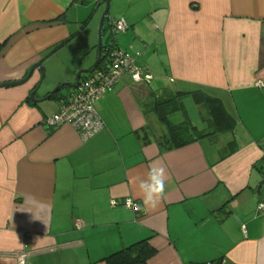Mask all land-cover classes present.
<instances>
[{"label":"crops","instance_id":"1","mask_svg":"<svg viewBox=\"0 0 264 264\" xmlns=\"http://www.w3.org/2000/svg\"><path fill=\"white\" fill-rule=\"evenodd\" d=\"M102 1L0 0V84L55 59L62 47L48 49L81 31ZM120 2L135 5L119 10L129 26L122 34L145 44L139 64L153 79L124 77L98 100L104 125L95 136L83 140L71 124H46L73 89L34 103L37 71L26 85L0 88V264H18L22 253L26 264H107L110 253L148 237L157 250L148 264H264V0ZM144 19L147 39L138 27ZM32 36L37 42L26 52L15 47ZM81 68L52 64L38 98L74 84ZM197 91L219 99L236 119L231 131L196 139L210 126ZM178 92L193 99L199 120L183 101L168 124L160 120L157 102ZM183 122L190 128L184 138L194 141L167 150L183 138L168 136V126ZM155 164L167 180L161 203L149 209L137 178ZM126 199L140 206L137 214L123 206Z\"/></svg>","mask_w":264,"mask_h":264},{"label":"built area","instance_id":"2","mask_svg":"<svg viewBox=\"0 0 264 264\" xmlns=\"http://www.w3.org/2000/svg\"><path fill=\"white\" fill-rule=\"evenodd\" d=\"M111 25L116 35L128 29L124 19L111 21ZM141 58L142 52L135 51L132 47L130 50L112 47L107 54H102V61L97 69L83 78L76 90L59 98V109L46 119V124L51 128L71 124L79 131L83 140L95 136L104 125L95 107L98 100L112 93L124 77L135 82L152 81L153 77L147 68L139 64ZM134 77H138V80ZM123 203L129 210L135 211L138 208L131 199H126ZM262 205L264 204H260L259 209L264 214Z\"/></svg>","mask_w":264,"mask_h":264},{"label":"trees","instance_id":"3","mask_svg":"<svg viewBox=\"0 0 264 264\" xmlns=\"http://www.w3.org/2000/svg\"><path fill=\"white\" fill-rule=\"evenodd\" d=\"M106 21H107V18L103 26L104 33L107 30ZM87 22L88 20L84 22L85 24H82L81 29L85 28V25L87 24ZM111 26H112L111 21H109L108 27H111ZM115 35L116 34L112 35L114 40L116 39V36L118 34L116 36ZM68 41H70V39L63 43L55 45L53 51H51V54L56 52L59 48L63 47ZM112 47H115V45L113 46L109 41L104 42V45L102 48V54L103 55L105 53L107 54ZM83 78H85V75L82 77V79ZM183 94L184 92H178L172 98H162L161 100L157 102L156 105L159 108L160 120L164 124H168L170 117L182 110ZM56 95L57 94L51 96L50 98L54 99L56 98ZM196 95H197V98L201 102H204V104H206V106L209 108V113H210V120H209L210 126L209 127L207 126V129L205 131H199V135L196 139L209 137L218 132H223V131H228V130L231 131L234 128L236 124V119L226 113V111L221 106L219 99L212 97L210 95H207L203 91H197ZM163 104H166L167 108H164L162 106ZM168 127H169L168 136L178 137L182 135L183 138H177L179 140L177 143H172L171 145L164 146L167 148V150L186 146L194 141L191 139L184 138L183 133L187 132V130H190L187 122L180 123L179 125H176V126H168ZM223 158L224 157L222 156V159ZM260 170L263 175V179L261 181L260 187L263 188L264 186V163L263 161L260 166ZM262 204L264 203L262 202ZM226 205L227 203L224 206ZM123 206L125 207L124 203H123ZM222 209L220 208L218 209V211L219 210L221 211ZM139 211H140V206L138 205V208L137 210L134 211V213L137 214V212ZM260 212L263 214L261 210ZM151 239L152 237L142 238L131 244L124 245L120 249L107 255L104 259H102V261L106 262L107 264H148L150 259H152L157 254L156 248L151 245ZM209 264H221V261L218 260V261L211 262Z\"/></svg>","mask_w":264,"mask_h":264},{"label":"rangeland","instance_id":"4","mask_svg":"<svg viewBox=\"0 0 264 264\" xmlns=\"http://www.w3.org/2000/svg\"><path fill=\"white\" fill-rule=\"evenodd\" d=\"M100 4H101L99 8L100 10L91 16L88 23L85 25V28H83L81 31H78L79 27H76L74 31H72L71 34L67 38H63V40H67L70 38V41L67 42L61 48L59 55L55 57V59L53 60L50 59V61L49 60L47 61L48 63H46V66L43 65L44 68L46 69V77L44 80V85H49L51 81L50 69L52 67V64L54 65V68H56V65L63 66L64 64L68 65L70 63L72 64L73 62L82 64L83 67L85 68H81L80 70H78L75 74L76 76L80 71L85 70V69H90L93 67L98 57V38H99L100 23L103 18V14L106 10V2L102 1V3ZM133 7H135V5L131 6L130 4H127V5L122 4L120 0L118 2L116 0H109V13L107 16V21H106L107 30L104 33V42L109 41L113 46L115 45L116 42L117 43L120 42L119 45H121L122 49L124 50L126 49L130 50V46H132L135 51L145 50V44L142 42L141 39L139 40L138 38H136L135 35H131L128 37L126 36L127 34L121 33L116 36V40L114 41V38L112 36V31H110L108 27L109 21H118L121 19L125 20V18L123 17L125 16L124 14L118 15L119 10L126 12L127 10H131ZM90 15L91 14H89V16H87L86 19H88ZM85 21L86 20H83L82 23H79V25L85 24L84 23ZM138 27L144 31L141 37L145 39L149 35V33L145 31L146 29H148L146 20L145 19L142 20L139 23ZM36 42H37V37L35 36H32L29 39H23L19 37V39L17 40L15 44V47H21V50H22L21 52L24 53L29 49V47H31ZM56 43H58L57 40L55 42V45ZM53 49L54 48L52 47L48 49V51L49 52L53 51ZM153 52H154V49H152V53ZM141 60H140V63H141ZM86 76L87 75H85V77ZM75 80L76 78L74 79V81ZM182 101L185 104L186 110L190 114L193 115L194 119L199 120L200 115L198 111L194 110L193 99L186 98ZM262 161L264 163V156H263Z\"/></svg>","mask_w":264,"mask_h":264},{"label":"water","instance_id":"5","mask_svg":"<svg viewBox=\"0 0 264 264\" xmlns=\"http://www.w3.org/2000/svg\"><path fill=\"white\" fill-rule=\"evenodd\" d=\"M105 2H106V10L103 14V18L101 20L100 28H99L97 61L95 62V64L93 65L92 68L80 71L76 76V81L74 84L60 85V86L56 87L54 90H52L51 92H49V94H47L45 96V98L39 99L38 97L41 96V93L43 91L44 80L46 77V69L44 68L43 63L40 61L37 64H35L34 66H32V68L30 69L28 74L22 80L10 82V83H5V84H0V88H8V87L14 88V87H20V86L26 85L27 83H30L32 81V79L34 78V73L37 71L40 73L41 79L36 81L33 84L32 92L30 93V100L34 103H40L43 100H45L46 98L49 99L51 96L57 94L60 90L65 89V88H70V89L76 90L78 88L81 80H82V77L84 75H89L93 71H95L102 61V48L104 45L103 26H104V22L108 16V13H109V0H105Z\"/></svg>","mask_w":264,"mask_h":264},{"label":"clouds","instance_id":"6","mask_svg":"<svg viewBox=\"0 0 264 264\" xmlns=\"http://www.w3.org/2000/svg\"><path fill=\"white\" fill-rule=\"evenodd\" d=\"M134 79L138 80V77H134ZM137 180L139 194L144 205L149 209H155L161 203L165 193V182L167 180L165 167L159 164L150 165L146 176L144 178H137ZM26 200L36 201V197L28 194ZM261 207H264V205ZM22 210L31 211L30 208H22ZM17 259L18 264H26L27 256L22 253Z\"/></svg>","mask_w":264,"mask_h":264}]
</instances>
